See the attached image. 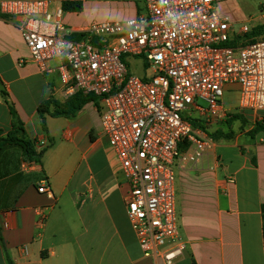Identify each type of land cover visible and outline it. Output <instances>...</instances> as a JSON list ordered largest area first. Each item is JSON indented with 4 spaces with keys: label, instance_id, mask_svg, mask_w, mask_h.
<instances>
[{
    "label": "crops",
    "instance_id": "1",
    "mask_svg": "<svg viewBox=\"0 0 264 264\" xmlns=\"http://www.w3.org/2000/svg\"><path fill=\"white\" fill-rule=\"evenodd\" d=\"M49 1L57 7L82 2L81 12L64 11V24L75 31L136 18L144 6L142 0ZM260 5L264 25V0ZM21 24L19 18H0V139L14 132L13 106L24 138L37 152L47 150L36 164L24 161L18 145L0 148V264H165L144 256L131 228L121 165L103 133L101 105L90 102L71 119L47 116L44 132L39 105L67 97L57 72L42 73L31 55H18L28 49ZM231 91L236 103L227 119L235 113L240 118L209 128L218 132L212 152L176 173L178 230L186 250L174 264H264V133L250 135L264 122V111L238 110L239 86ZM45 180L53 198L38 192ZM39 210L46 214L43 226Z\"/></svg>",
    "mask_w": 264,
    "mask_h": 264
},
{
    "label": "built area",
    "instance_id": "2",
    "mask_svg": "<svg viewBox=\"0 0 264 264\" xmlns=\"http://www.w3.org/2000/svg\"><path fill=\"white\" fill-rule=\"evenodd\" d=\"M231 1L142 0L136 18L80 31L67 27L63 7L49 0L0 1V18L22 20L32 61L42 73L59 74L67 99L79 92L99 98L131 228L144 256L165 264L186 250L178 230L177 170L212 152L208 129L230 113L225 93L238 85L237 109L264 111V39L246 38L254 29L249 21L235 28L233 13L221 8ZM133 61L143 75L132 71ZM38 192L53 198L47 180ZM37 214L43 226L46 214Z\"/></svg>",
    "mask_w": 264,
    "mask_h": 264
},
{
    "label": "trees",
    "instance_id": "3",
    "mask_svg": "<svg viewBox=\"0 0 264 264\" xmlns=\"http://www.w3.org/2000/svg\"><path fill=\"white\" fill-rule=\"evenodd\" d=\"M63 9L66 12H81L83 9V4L81 1L77 2H64L63 3ZM143 12V8H140V13ZM260 30L264 31V25L259 27ZM255 36V30L246 36L247 39H251V37ZM234 44V43H233ZM232 44V45H233ZM1 84V82H0ZM5 97H7V94L5 91H2ZM94 102L99 107V98L92 94H84L83 92H79L75 94L74 96L68 98L66 102H59L55 100L54 98H50L44 102H42L38 107V113L41 119V124L43 127L44 132H47V123L46 118L47 116H51L54 118L58 117H65V118H74L76 115L81 111V109L88 103ZM11 113L13 116V126H14V132L6 137L0 139V148L4 145H18L23 149V158L24 161L29 163H41V158L43 157L44 153L46 152L47 148H44L41 152H37L35 150L34 142L26 140L24 138V129H23V123L19 119L15 109L13 106H10ZM239 115H232L229 119L226 120V122L229 124L230 120H237L239 119ZM195 126H200L199 121H195ZM202 128H204L202 126ZM218 132L210 133L208 134L211 137H217L216 134ZM257 133H264V122L257 123L255 129L250 133V135H254ZM227 137H229L227 135ZM50 147V146H49ZM262 211V219H263V238H264V205L261 207Z\"/></svg>",
    "mask_w": 264,
    "mask_h": 264
},
{
    "label": "rangeland",
    "instance_id": "4",
    "mask_svg": "<svg viewBox=\"0 0 264 264\" xmlns=\"http://www.w3.org/2000/svg\"><path fill=\"white\" fill-rule=\"evenodd\" d=\"M261 1L262 0H233L229 3V7L226 8L229 12L233 13L232 19L236 21L235 28L237 30L241 28L244 21H249V26L254 27L255 36L251 37V39H254V38L264 39V31L259 29V27L263 25L261 24L263 21L262 11L260 9ZM143 11H144V6H143ZM18 55L20 57H23L24 59L25 58L30 59V52L28 51V49L20 50ZM131 66H132L133 72H135L138 75H143V72L141 70V64H139V62L133 61ZM64 102H66V100ZM224 102L227 108H229L231 105L236 103L235 92L234 91L226 92L224 96ZM233 121L234 120L231 119L229 124H232ZM219 135L221 136L222 134L220 133ZM216 136L218 135L216 134Z\"/></svg>",
    "mask_w": 264,
    "mask_h": 264
},
{
    "label": "water",
    "instance_id": "5",
    "mask_svg": "<svg viewBox=\"0 0 264 264\" xmlns=\"http://www.w3.org/2000/svg\"><path fill=\"white\" fill-rule=\"evenodd\" d=\"M0 89H1V90H4L5 88H4V86H2V85L0 84Z\"/></svg>",
    "mask_w": 264,
    "mask_h": 264
}]
</instances>
